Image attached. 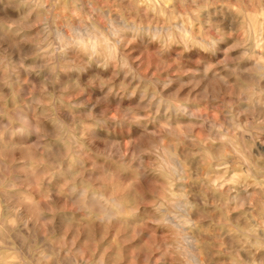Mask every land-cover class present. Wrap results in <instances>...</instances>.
<instances>
[{
	"label": "clouds",
	"instance_id": "1",
	"mask_svg": "<svg viewBox=\"0 0 264 264\" xmlns=\"http://www.w3.org/2000/svg\"><path fill=\"white\" fill-rule=\"evenodd\" d=\"M161 3L173 5L164 21L148 14ZM257 32L264 40V0H0V262L105 264V253L85 258L91 249H77L75 239L40 240L53 224L40 217H54L53 204L67 197L98 222L76 228L77 238L87 230L90 244L98 233L103 241L115 221L129 239L148 233L141 251L149 259L159 253L156 264H212L222 250L232 264H264V155L251 151L264 136ZM130 46L152 58V75L133 66ZM209 96L225 121L202 115L199 104ZM185 118L202 122L182 124ZM209 123L202 140L194 129ZM185 141L192 147L182 159L177 144ZM207 144L220 145L216 155ZM237 156L248 166L240 187L257 190L246 199L257 216L244 211L236 187L223 193L215 181ZM189 164L196 191L188 185ZM206 164L210 171L201 175ZM161 177L178 194L140 211ZM36 179H47L56 197L46 211L24 195ZM217 212L213 253L201 225ZM232 212L245 223H233ZM70 221L62 215L59 228ZM155 229L169 237L158 240Z\"/></svg>",
	"mask_w": 264,
	"mask_h": 264
},
{
	"label": "rangeland",
	"instance_id": "2",
	"mask_svg": "<svg viewBox=\"0 0 264 264\" xmlns=\"http://www.w3.org/2000/svg\"><path fill=\"white\" fill-rule=\"evenodd\" d=\"M167 8H170V7L168 6ZM167 8H164L165 12H163V11L159 12L158 9H155V13H154V11H151V12H149V16H152V14L154 16L155 14L160 13V15L158 16V19L160 21H164L168 16V14H167L168 12H166ZM157 10H158V12L156 13ZM177 22H179V21H177ZM256 36H259L258 32H257ZM133 47L134 46H130L128 49V53H127L129 55L130 59H134V61H135L133 66L134 67H137V66L142 67L144 73H146L149 76L152 75V73L155 71L152 58L147 54H141L138 51H133ZM256 50L258 53L264 51V40L261 39V41L258 43V45H256ZM169 63H171V61H169ZM191 66L195 67V65H191ZM165 75H167V74H165ZM185 79H186V77H185ZM201 86H203V82L198 83L196 91H198L199 87H201ZM211 91H212L211 88L207 89L206 94L210 93ZM190 95L193 98H197L196 92L195 93L192 92ZM181 96L182 97L184 96V92H181ZM211 100H212V98H211V96H209V103H207V104L200 103L199 104V107L202 110V115L205 117L214 119L218 122L225 121V114H222L220 111L216 110V108L219 107V104L217 103L214 106V104L211 102ZM9 107H11V105H9ZM242 119H243V117H242ZM182 121H183L182 124L196 123V122L201 123L202 122V121H196L195 118H193L191 120L188 118H185ZM210 125H211L210 123L205 124L203 130L199 127H196L194 129V131L202 140H204L206 138L207 132L211 131ZM261 137L262 138L257 140L255 143V146L252 147V149H251L252 156L254 158L264 155V149H263L264 148V142H262V141H264V136H261ZM245 139L250 140L251 138L246 136ZM191 147H192V145L188 141H185L183 145L177 144V152H178V154L181 155L182 159L184 158L185 151ZM207 147L213 152V155H216L217 149L220 147V145H216L215 147H213L211 144H207ZM228 151L230 153L232 152V148L230 146L228 148ZM242 160H243V158L240 156L229 157L227 160L229 170L227 169V171H225L224 169L223 170L219 169L217 173H220L221 175H223L222 178L226 179V180H231L232 178H234V180H231L232 186L230 188H232L234 186L237 188V192H239V197H237V199L241 203L245 204V201L249 195V193H247V192H249L251 190L250 193H252V192H255L257 190L255 188H248L247 191H245L242 187H240L239 182L241 181L242 177L248 171V166L243 164ZM234 161H235V163H234ZM251 162L253 164H255L256 159H253ZM215 164H216L215 160L211 161V169H216ZM258 166L264 167V161H261ZM188 167H189L188 185L191 186L195 183V188H190V190L196 191V190L200 189V184L197 182V175H196L195 171L193 170V166L191 164H189ZM208 171H210V169L206 164L201 169V175H203L204 172H208ZM220 174H218V175L221 177ZM253 175H255V173H253ZM45 180L46 179H36L34 181V183H35L34 188H32L30 191H25L24 194H25V196L26 195L31 196L32 200L36 201L37 203H40V205H41L40 208L42 210L46 211V203L49 201L50 198L52 200H56V197H55V195H53L52 187L48 186L49 181L47 180L48 184L46 183V185H45V183H44V182H46ZM53 180L56 182L55 179H53ZM161 181H163L164 183L162 182L163 184H161L160 183ZM53 182H51V183L53 186H55L54 185L55 182L54 183ZM157 182L159 184L154 183V185L155 186L157 185V188L159 190L157 191L156 187L154 189V185L151 189L148 190L147 195H148L149 199H147V202L145 204L139 205L140 211H143L145 208L151 209L153 203L156 200H165L169 197V195L176 196L178 194L177 187L176 186L170 187L168 181L164 180L162 177L158 178ZM249 183L251 184L252 181L250 180ZM164 184L166 187H163ZM226 187H227V189H225ZM226 187L221 188V191L223 193H228L230 188H228V185ZM50 192H52V193H50ZM236 195H237L236 193H234V194L232 193L233 197H236ZM242 196L246 197V198L244 197L245 200H243L244 198ZM26 197H28V196H26ZM241 197H242V200H240ZM59 199L63 200V203L60 204L59 202H57V203L53 204V208L55 209L54 217H48V216H41L40 217L41 221H44L46 219H52L53 220V224L50 225L46 229V232L39 233L40 240H42V241L47 240L49 238V236H51L52 239H56L58 237L63 236V237H66V239L68 241H72L73 239H75L77 249H79L82 246L85 247L86 249H89V248L91 249V252L86 251L85 258H88L89 256H93V254H94L93 259H98L99 256L101 255V253H105V263L106 264H109V260H108L109 257H113V261L115 262V264H156V261L159 257V253H156L154 256L151 257V259H149L146 256L145 252L141 251V249L144 247V245L149 243V241L147 240L148 233L145 232V235L143 238H141L140 236H136L135 238L129 239L127 237V235L125 234L122 225L120 223L115 222V221L113 222V225L108 228V231L106 233V238L103 241L100 240V236L98 233L97 237H96L95 244L94 245L90 244L86 239V232H87L86 229H82L79 233L78 238H77L76 228L79 227L81 221H83L84 223H93L94 227L98 226V222L89 221V219H88V217L84 211L75 210L76 208L72 205V203H70V201H68L67 197H60ZM43 201H45L46 203ZM245 206H246L244 208L245 212H251L253 216H257L259 214L257 211L247 207L246 204H245ZM208 209H209V211H215V199L213 198L212 193H208ZM62 215H66V216L71 217V221L69 223H66L63 226V229L61 230L59 228V222H60V217ZM219 218H220V213L217 212L215 214V216H213L211 219L206 220L201 225V227L204 229V233H203L204 240H205L206 244L210 246L213 253H215L216 248L219 246V244L214 239V232H213V228L211 227V223H212L213 219H219ZM231 219H232L233 223H240L241 225H243L245 223V221L243 219H241V213L240 212H232L231 213ZM149 224H150V220H149ZM30 227H31V225H30ZM53 228H56V231L54 234H53ZM153 235L158 240H161V239L169 237V232L167 229H155L153 232ZM223 243L228 244L229 240L225 239ZM117 251L119 253L118 262H116V260H115ZM241 256H243L245 259H247V256L243 252L241 253ZM0 264H2V262H0ZM9 264H15V261L10 259ZM53 264H55V261H53ZM168 264H173L172 258H168ZM205 264H208L207 259H205ZM212 264H232L231 257L226 255V254H223V250H222V254L214 255L213 260H212Z\"/></svg>",
	"mask_w": 264,
	"mask_h": 264
},
{
	"label": "bare ground",
	"instance_id": "3",
	"mask_svg": "<svg viewBox=\"0 0 264 264\" xmlns=\"http://www.w3.org/2000/svg\"><path fill=\"white\" fill-rule=\"evenodd\" d=\"M170 5H171V6H170ZM170 5H169V4H165V3H161L160 6L157 7L156 9H158L159 12H161V11L165 12V9H164V8H167L168 6H169L170 8L173 7L172 4H170ZM158 10L156 11V13L158 12ZM166 12H167V11H166ZM154 13H155V11H154ZM148 14H149V13H148ZM167 14H168V13H167ZM155 15H156V14H155ZM152 16H153V14H152ZM165 17H166V16H165ZM256 39H257V41H258L256 45H258V43L261 41V39H260L259 36H256ZM138 56H139V55H138ZM139 58H140V57H139ZM197 85H198V84H197ZM206 91H207V90H206ZM193 93H195V92H193ZM184 121H185V120H184ZM182 122H183V121H182ZM196 123H197V122H196ZM198 123H199V122H198ZM204 126H205V124H204ZM210 127H211V125H210ZM210 127H209V128H210ZM260 138H262V137H260ZM259 145H260V144H259ZM259 145H258V146H259ZM263 149H264V148H263ZM262 151H263V150H262ZM257 154H258V153H257ZM215 165H216V164H215ZM222 170H223V169H222ZM222 170H221V171H222ZM228 170H229V169H228ZM218 174H220V173H217V175H218ZM232 174H233V173H232ZM217 175H216V176H217ZM220 175H221V174H220ZM228 175H229V174H228ZM222 176H223V175H221V177H220V176L218 175V176L215 178V181L221 183V188H225L227 185H228V188H230V187L232 186V185H231V180H234V178H232L231 180H226V179H223ZM221 179H222V180H221ZM45 181H46V182H44L45 185H46V183L48 184L47 179H46ZM53 181H54V180H53ZM53 181H52V182H53ZM157 181H158V180H157ZM54 182H55V181H54ZM54 182H53V183H54ZM162 182H163V181H161L160 183L163 184L164 182H163V183H162ZM55 183H56V182H55ZM55 183H54V185H56ZM156 183H158V182H156ZM165 183H166V182H165ZM40 184H41V183H40ZM158 184H159V183H158ZM48 186H49V184H48ZM155 187L157 188V185H156V186L154 185V189H155ZM163 187H166L165 184L163 185ZM234 187H235V186H234ZM154 189H153V190H154ZM169 189H170V188H169ZM225 189H227V187H226ZM153 190H152V191H153ZM158 190H159V189L157 188V191H158ZM161 190H162V189H161ZM157 191H156V192H157ZM38 192H39V191H38ZM153 192H154V191H153ZM250 192H251V190H250L249 192H247V193L250 194ZM29 193H30V192H29ZM50 193H52V192H50ZM154 194H155V193H154ZM233 194H234V193H233ZM245 194H246V193H245ZM24 195H25V194H24ZM53 195H54V194H53ZM243 195H244V194H243ZM26 196H28L27 198H28L29 200H32V197H31V196H29V195H26ZM32 196H33V195H32ZM34 197H35V196H34ZM242 197H243V196H242ZM242 197H241L240 200H242ZM244 197H245V196H244ZM244 197H243V198H244ZM245 198H246V197H245ZM245 198H244L243 200H245ZM36 199H37V198H36ZM65 200H66V199H65ZM68 201H69V200H68ZM43 202H45V201H43ZM153 202H154V201H153ZM242 202H243V201H242ZM45 203H46V202H45ZM70 203H71V202H70ZM245 204H246V201H245ZM39 205H40V203H39ZM40 207H41V205H40ZM245 207H246V206H245ZM148 209H149V208H148ZM75 210H77V209H75ZM86 215H87V214H86ZM46 218H47V217H46ZM147 236H148V235H147ZM193 263L195 264L194 261H193ZM105 264H106V263H105Z\"/></svg>",
	"mask_w": 264,
	"mask_h": 264
}]
</instances>
